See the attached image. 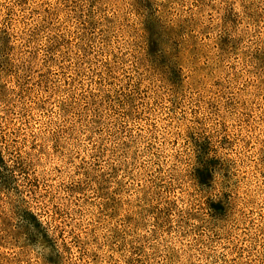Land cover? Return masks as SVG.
<instances>
[{
  "label": "rangeland",
  "instance_id": "374dc122",
  "mask_svg": "<svg viewBox=\"0 0 264 264\" xmlns=\"http://www.w3.org/2000/svg\"><path fill=\"white\" fill-rule=\"evenodd\" d=\"M0 264H264V0H0Z\"/></svg>",
  "mask_w": 264,
  "mask_h": 264
}]
</instances>
